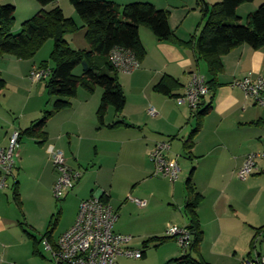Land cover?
<instances>
[{"label": "crops", "instance_id": "crops-1", "mask_svg": "<svg viewBox=\"0 0 264 264\" xmlns=\"http://www.w3.org/2000/svg\"><path fill=\"white\" fill-rule=\"evenodd\" d=\"M22 1L28 5L29 18L41 10V7L34 5V0ZM107 1L120 6L149 3L157 10L167 11L171 31L184 42L204 25L202 12L197 7L198 0ZM221 1L203 0L209 6ZM64 2L60 0L45 9L59 7L65 14L64 7H68ZM261 3L262 0H255L238 8L242 25L247 15L256 11ZM10 4L19 10L17 0H12ZM68 11V17L78 25L77 14L70 9ZM79 27H82V22ZM82 31L85 34L84 29ZM139 37L146 53L140 61V68L131 75L117 74L126 100L121 117H117L114 110L109 108L104 125L99 126L96 113L103 91L97 88L90 94L79 89L70 107L54 113L49 119L43 145L26 136L20 138L15 170L9 180L10 188L0 191V264H56L42 242L38 246L41 256L33 254V242L25 232L26 229L37 239L41 238L58 209L53 196L57 172L50 160V149L62 152L67 166L82 173V178L63 199L60 208L62 218L60 216L53 233L54 244L74 225L80 203L90 198L100 199L103 195L118 216L113 227L116 234L132 236V231L145 229L138 236L142 241L141 246L150 238L165 237L168 224L187 227L185 184L192 168L195 169L193 185L203 197L197 209L204 234L200 254L208 264H240L251 256L258 235H264V230L257 232L264 226V159L258 161L259 171L251 175L254 177L242 180L244 183L238 181V172L247 156L257 151L264 153V106L257 105L232 85L248 75H264V48L254 50L242 45L222 58L223 71L218 78L220 86L211 101L212 110L204 117L203 126L194 138L190 158L186 155L184 142L194 130L196 118L192 117L191 108L185 103L178 104L176 98L183 95L192 73L206 75V65L197 63L190 46L158 41L149 29L140 28ZM65 39L74 50L89 49L85 37L83 41L79 39L78 44L77 37L68 40L65 36ZM45 46L47 53L52 51L53 43L47 41ZM34 60L21 61L8 55L0 58V78L6 84L5 89L0 90V148L9 146L13 132L25 131L40 121L45 111L53 108L56 98L49 100L46 81L28 82L33 69L44 62L42 59ZM164 76L171 77L178 84L171 97L154 89ZM210 97L204 102L208 103ZM262 98L264 100V92ZM150 108L158 112L157 117L148 114ZM117 122L129 126L109 127ZM162 140L171 142V158H180L181 152L186 155L189 165H192L190 170L171 185L161 177L162 182L157 188L160 193L135 188V185L144 186L155 180L149 153ZM127 158L135 161L137 176L136 180H132L135 182L129 184L132 187L128 185L124 188L119 173L123 167L122 160ZM14 183L18 184L20 192L24 227L20 225L23 218L12 195L8 196L6 192L11 190L13 193ZM133 194L136 199L146 201V206L141 208L129 201L128 197L134 198ZM154 202L166 210L162 222L150 216V205ZM134 205L142 211L143 218L136 221L129 216L127 224L120 222L124 212ZM73 206L74 217L65 223L63 215H67L68 207ZM134 240L132 236V241L125 248L142 252L143 247L133 246ZM241 245H248L247 253L246 246L244 250H239ZM178 253L177 249L172 248L170 257L173 258L170 260L184 254ZM256 255L260 256L259 253Z\"/></svg>", "mask_w": 264, "mask_h": 264}, {"label": "trees", "instance_id": "trees-1", "mask_svg": "<svg viewBox=\"0 0 264 264\" xmlns=\"http://www.w3.org/2000/svg\"><path fill=\"white\" fill-rule=\"evenodd\" d=\"M2 1L0 0V58L8 55L17 60L30 61L47 41L53 42L49 59L41 62L38 68L49 70V76L44 80L47 96L49 100L53 98L56 100L52 110L45 111L40 121L20 132V138L24 136L32 138L39 145L46 142L45 128L49 119L54 113L70 107L71 100L76 97L79 89L90 94L97 88L103 91L96 113L99 126L104 125V117L109 108L114 110L117 117L122 116L126 102L125 95L118 82V72L110 65L108 58L113 49L122 48L133 52L142 61L146 53L139 37V30L141 27H146L158 41L192 47L197 63L203 62L206 65L205 77L211 97L208 103L203 100L198 108L192 111V117L196 118L195 128L184 142L186 155L191 158L194 138L203 126L204 117L212 110L211 101L220 86L218 78L223 71L222 58L242 45L254 50L264 48V0L256 11L247 15L244 25L241 24L237 10L240 6L253 3L255 0H222L211 6L203 0H198L197 7L202 12L204 25L186 42L179 40L171 31L168 23L169 13L157 10L149 3L120 6L107 0H68L82 22V27H79L73 19L67 18L59 7L45 9L60 0H35L41 10L22 24L18 34H14L16 8L11 4H3ZM80 29L85 31L88 50H74L65 39L67 34L75 33ZM77 68L82 69L80 75L74 74ZM177 85L171 77L164 76L154 89L171 97ZM5 87V81L0 78V90ZM123 125L129 126L117 122L109 127L116 128ZM194 173L195 169L192 168L185 184L187 193L185 212L189 220L187 229L192 239L190 252L166 264H208L200 254L204 234L197 209L203 197L193 185ZM12 197L23 218L20 225L24 227L26 224L17 183L13 185ZM100 201L107 204L104 195ZM60 216L61 211L57 209L50 219L46 232L39 239L25 229L33 242L34 255L41 256L38 246L44 239L52 246L56 245L52 239ZM263 230L264 226L257 232ZM169 240L174 239L153 237L144 241L142 258H145L146 250L152 244L158 248ZM254 241L255 239L252 241L253 244Z\"/></svg>", "mask_w": 264, "mask_h": 264}, {"label": "built area", "instance_id": "built-area-1", "mask_svg": "<svg viewBox=\"0 0 264 264\" xmlns=\"http://www.w3.org/2000/svg\"><path fill=\"white\" fill-rule=\"evenodd\" d=\"M109 63L118 73L131 75L140 68V60L131 51L115 48L109 55ZM49 76V70L34 68L30 73L31 80L44 81ZM207 79L204 74L194 72L185 86L184 93L176 98L178 104H187L192 111L210 95ZM243 91L247 98L253 99L257 105L264 106L262 93L264 92V75L256 77L248 75L232 84ZM148 114L157 117L158 112L150 108ZM20 143V132L11 134L7 148H0V191L10 188L9 180L15 170L16 153ZM171 142L162 140L157 142L149 153V160L154 166V176L162 177L171 184L178 181L181 169L177 158H171L169 152ZM50 160L57 172L53 186V196L56 201L63 200L82 178L80 171L70 169L62 152L50 149ZM264 159V153H251L238 172V178L245 181L259 171L258 161ZM138 207H145L146 201L128 197ZM118 219L108 204L99 198L84 200L79 205V211L74 225L66 231L56 242L55 246L43 240L45 250L50 253L56 264H116L119 257L133 259L142 258V252L125 248L131 241V236L116 234L113 227ZM165 237L173 238L184 253L191 246V233L187 227L168 224ZM240 264H264V257L256 255L249 257Z\"/></svg>", "mask_w": 264, "mask_h": 264}, {"label": "rangeland", "instance_id": "rangeland-1", "mask_svg": "<svg viewBox=\"0 0 264 264\" xmlns=\"http://www.w3.org/2000/svg\"><path fill=\"white\" fill-rule=\"evenodd\" d=\"M17 1L19 3V10L18 11L16 10V14H15V22H14V26H13V33L14 34H18L21 31L22 24L25 21H27V20L32 18V17L31 18L27 17L28 16L27 14H29L28 13L29 9L27 7L28 5H26L25 2L22 1V0H17ZM63 1H65L64 3H66V5H67L68 9H70V11H74L76 13L75 9L73 8V6L70 4V2L68 0H63ZM10 2H12V0H3L2 1L3 4H10ZM34 2H35L34 5H38V3L35 0H34ZM262 3H263V0H262ZM64 8H65L64 10H65V14H66V15L65 14L64 15L67 18H69L68 17L69 16L68 9H66V7H64ZM35 15H36V13L33 16H35ZM78 17L79 16L77 14V22L79 23L78 25L80 26L81 20ZM26 18H29V19H26ZM141 29H147V28L146 27H141ZM83 35H84L83 31H82V29H80V30H78L75 33L67 34L66 36H67L68 40H71L73 36L77 37L76 44H78L79 41H80L79 39H81L83 41V37H84ZM49 42L53 43L51 40H49L48 43ZM50 53H51L50 51H48V53H47V46H45L35 56V60L34 61H39V60L41 61V59L44 60V61H47L49 59ZM81 73H82V69L81 68H77L75 70V72H74V74H76V75H80ZM28 80H29L28 82H32L30 76H29ZM22 99H25V97H23ZM258 109H261V108H258ZM255 153H259V151L255 152ZM180 156H181L180 158H177L179 167L181 169L179 178L184 176L186 171L190 170V168L192 166V165H189L190 163L186 159V155L183 152L180 153ZM122 163H123V167H121L119 175H120V177L123 178L121 181L124 183L123 186L125 188L126 186L131 184V182H135V181H132V180H136V176L137 175L135 174L136 173L135 172L136 168L134 166L135 161L132 158L131 159L127 158L125 160H122ZM251 177H254V176H251ZM153 179H155V180H153L151 184H145L144 186L135 185V188H140V190L148 192V193H151V192L155 193L156 191L159 192L157 190V188H159L158 185H159L160 182H162V181H160V180H162V178L161 177H157V176H153ZM238 181L244 183L239 178H238ZM165 182L167 184L171 185V183L168 180H166ZM9 183H10V181H9ZM235 184L238 185L237 183H235ZM132 186L133 185H131L130 187H132ZM6 192H7L8 196L12 195V191L11 190H7ZM133 196H134V198L136 197L134 194H133ZM149 196L150 195H148L147 198L151 201L152 198H150ZM63 203H64L63 200L62 201H57L58 209L62 208L61 206H62ZM150 207H152V209H150L151 210V213H150L151 218L154 219V220L162 222V220L165 219L164 217H166L165 208L162 207L161 205H158L155 202L152 203L150 205ZM74 212H75L74 211V206L73 207H68L67 215H66V213H64V215H63V217L65 218V220H64L65 223H69L71 221V219L74 217ZM62 214H61V218H62ZM129 216H132L133 219H135L136 221L138 220V218H143L142 217L143 216L142 215V211H139L137 206H135V205L134 206H130V208H128L124 212L123 217L122 218L120 217V222H122V223L124 222V224H127L126 220L129 219ZM142 231H145V229L144 230H140L139 229V231L135 230V231H132L133 233H131L132 236H134V238H135V240L133 241V246H135V247L137 246V248H140V249L142 247L141 246V242L142 241H140L138 236H141L139 234ZM174 241L173 240H169L166 244L163 245V246L166 245L165 247H162V245H161L158 248H155L154 244H152L150 246V248H148L146 250V257L145 258L136 260V259H129V258H126V257H121V258L117 259L116 264H164L166 261H168L171 258H173V257H170L172 248L177 249L179 251V253H178L179 255L183 254V250L179 247V245L177 246V244H176L177 242L176 241L174 242ZM245 246H246L245 250H247L246 251V253H247L248 252V245H241V248L239 247V250H244ZM257 253L260 254V257H264V235H261V234L258 235L257 242L255 244V247L251 250V256L250 257L255 258Z\"/></svg>", "mask_w": 264, "mask_h": 264}]
</instances>
